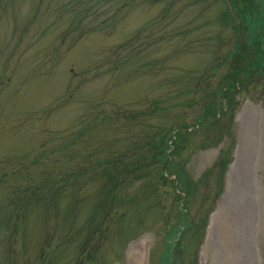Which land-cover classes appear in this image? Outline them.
<instances>
[{
  "label": "rangeland",
  "instance_id": "rangeland-1",
  "mask_svg": "<svg viewBox=\"0 0 264 264\" xmlns=\"http://www.w3.org/2000/svg\"><path fill=\"white\" fill-rule=\"evenodd\" d=\"M259 38L264 0H0V264H264Z\"/></svg>",
  "mask_w": 264,
  "mask_h": 264
},
{
  "label": "trees",
  "instance_id": "trees-1",
  "mask_svg": "<svg viewBox=\"0 0 264 264\" xmlns=\"http://www.w3.org/2000/svg\"><path fill=\"white\" fill-rule=\"evenodd\" d=\"M260 39V38H259ZM261 45L255 43L248 45L247 47L251 51V55L247 60V69H250L251 72H263L264 73V39H260Z\"/></svg>",
  "mask_w": 264,
  "mask_h": 264
}]
</instances>
